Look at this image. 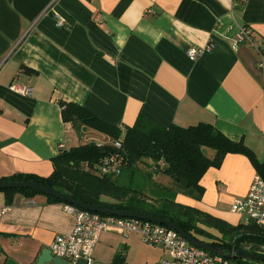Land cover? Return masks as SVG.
Listing matches in <instances>:
<instances>
[{
	"label": "crops",
	"instance_id": "obj_1",
	"mask_svg": "<svg viewBox=\"0 0 264 264\" xmlns=\"http://www.w3.org/2000/svg\"><path fill=\"white\" fill-rule=\"evenodd\" d=\"M242 26L264 41V0H0V179L47 177L61 151L110 140L64 121L62 104L71 102L122 133L140 116L161 127L211 124L264 161V57L260 66L253 48H233ZM191 47L200 50L194 60ZM255 174L245 155L228 153L203 175L200 199L177 193L174 201L235 226L241 216L231 203ZM3 207L0 264H35L74 224L63 203L42 194L0 191ZM116 256V264H159L165 252L112 227L92 263L115 264Z\"/></svg>",
	"mask_w": 264,
	"mask_h": 264
},
{
	"label": "trees",
	"instance_id": "obj_2",
	"mask_svg": "<svg viewBox=\"0 0 264 264\" xmlns=\"http://www.w3.org/2000/svg\"><path fill=\"white\" fill-rule=\"evenodd\" d=\"M62 117L64 121L72 122L76 127L84 125L109 136L111 140L120 139L122 148L116 150L111 144L86 143L63 150L53 157L51 159L53 172L47 177L19 174L0 179V182H36L66 193L85 204L141 212L170 220L197 239H199L198 233H205L198 228L197 224L200 223L215 228L223 237L228 238V242H213V245L264 255V251L261 250L264 247V230L260 227L254 224L234 226L174 201L177 193L200 199L204 193V187L200 183L203 175L211 167L219 168L228 153L245 155L256 173L264 179V161L258 160L243 139L233 140L207 123L189 127L173 124L161 127L141 116L133 126H128L122 133L120 128L72 102L62 104ZM205 149L212 150L213 155L209 156ZM113 152L118 153L122 158L119 176L124 172L128 173V183H119L117 181L119 176H100L86 168V165L93 166L106 154ZM145 158L153 162L151 173L162 172L170 178L168 185L156 184L157 188H149L151 200L142 196L140 186L133 185L136 163ZM160 160L164 162V168L158 165ZM153 166L156 168L153 169ZM0 191L8 198L17 192L26 196L39 194L31 189ZM44 196L49 202L68 204L54 197ZM104 198L111 201H106ZM115 259L116 264L119 256ZM232 260L244 264L262 263L234 258Z\"/></svg>",
	"mask_w": 264,
	"mask_h": 264
},
{
	"label": "built area",
	"instance_id": "obj_3",
	"mask_svg": "<svg viewBox=\"0 0 264 264\" xmlns=\"http://www.w3.org/2000/svg\"><path fill=\"white\" fill-rule=\"evenodd\" d=\"M55 18L59 26L64 25L62 16L56 14ZM240 45L253 48L260 55L259 65H262L264 41L256 42L248 27L242 26L236 33L232 46L237 48ZM199 52L194 47L186 50L190 60H194ZM11 89L24 95L30 93V88L25 86H11ZM110 144L116 150L122 148L120 139ZM158 165L163 166L164 162L160 160ZM91 167L100 176H115L121 172L122 158L115 152L106 154L93 166L86 165V168ZM64 209L74 219L73 227L68 233L56 235L48 248L54 256L68 264H77L80 259L93 264V251L100 235L112 227L119 229L123 235L138 234L144 244L161 247L165 256L159 264H244L197 247L176 230L162 224L137 218L104 216L70 204H64ZM7 210L8 207L0 208V235L1 220ZM230 211L241 216L242 225L254 224L264 230V179L258 173L254 175L247 193L233 200Z\"/></svg>",
	"mask_w": 264,
	"mask_h": 264
},
{
	"label": "water",
	"instance_id": "obj_4",
	"mask_svg": "<svg viewBox=\"0 0 264 264\" xmlns=\"http://www.w3.org/2000/svg\"><path fill=\"white\" fill-rule=\"evenodd\" d=\"M3 189H31L38 192L39 194L54 197L62 202H66L70 205H74L80 209L88 210L94 213H98L104 216H118V217H128L137 218L141 220H147L154 223L165 225L171 229L176 230L182 237H184L189 243L205 249L214 254L221 255L228 259H243L252 260L264 263V255L260 253H252L235 249H226L224 247L216 246L208 242L201 241L194 236L188 234L180 227H178L174 222L159 217L147 215L141 212H130L127 210H121L116 208H110L98 205H89L83 202L77 201L73 197L67 195L66 193L60 192L53 188L46 187L44 185L38 184L36 182L30 181H9L0 182V190ZM35 264H68L63 259L54 256L49 248L43 249L36 259ZM77 264H87L86 260H78Z\"/></svg>",
	"mask_w": 264,
	"mask_h": 264
},
{
	"label": "rangeland",
	"instance_id": "obj_5",
	"mask_svg": "<svg viewBox=\"0 0 264 264\" xmlns=\"http://www.w3.org/2000/svg\"><path fill=\"white\" fill-rule=\"evenodd\" d=\"M112 141H115V140L110 139L109 141H106L105 143H102V144H110V143H112ZM152 163L153 162H151L150 159H146V158L140 162H137L136 163L137 169H136V173H135L134 178H133V185L140 186V191L142 193V196L144 198H147L148 200H151V197H152V195L150 193V189H149L150 187H151V189L157 188L158 186L156 184L168 185V183H169V179H168L169 177L168 178L163 177L162 172H158V174L151 173L152 172L151 171V166H152L151 164ZM164 167H165V165L162 166V168H164ZM87 169L90 170L91 172L95 173L94 170L92 169V167L87 168ZM119 174L112 176V177L119 176ZM117 181L119 183H128V181H129L128 173L124 172L121 176H119L117 178ZM104 200L111 201V199H106V198H104ZM112 201H114V200H112ZM198 228L200 230H204V232H205V233H198L197 234L199 239L204 238V239H208V241H215V238H217L215 236L219 237V235H217V233L212 231L211 229H210V231H212V232H209V230L207 231L204 228H201L199 226H198ZM211 234L214 236H212ZM217 240H220L221 242H224V243L228 242L227 238H225V239L224 238H220V239L217 238ZM261 250L264 251V247H262ZM253 264H262V263H253Z\"/></svg>",
	"mask_w": 264,
	"mask_h": 264
}]
</instances>
